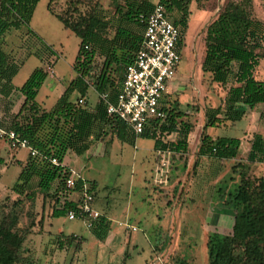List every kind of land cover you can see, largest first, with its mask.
I'll list each match as a JSON object with an SVG mask.
<instances>
[{"label": "rangeland", "instance_id": "rangeland-1", "mask_svg": "<svg viewBox=\"0 0 264 264\" xmlns=\"http://www.w3.org/2000/svg\"><path fill=\"white\" fill-rule=\"evenodd\" d=\"M69 1H76L74 12ZM227 1L192 0L188 5V26L175 70V89L172 88L170 94V99H175L176 110L185 113L177 122L188 123L193 128L187 136V150L183 155L164 156L167 164L162 167L159 159L156 160L152 139L138 135L132 141H119L107 130V135L92 142L82 155L67 153L64 156V163L88 186L89 182L94 183L93 207L109 220V230L103 240H97L81 221L67 220L60 211L54 210L50 196L54 182L47 195L36 186V178L30 180L21 194L15 193L12 185L27 152L22 148H8L5 141L0 140V218L15 216L16 230L24 235L23 245L33 264H208L207 239L211 235L230 233L228 222L219 227H212L208 222L207 206L220 207L217 188L231 190L240 169L250 179L257 178L258 167L263 169L259 162L250 163L245 159L239 160L242 168L235 167L234 171L231 166L237 161L220 164L214 158L195 159L202 131L198 126L200 121L202 124L201 111L206 106L221 105V97L229 86L211 82L199 66L205 26ZM47 2L38 0L36 3L27 27L32 32L26 34V27H21L7 31L0 39V47L18 66L11 79L14 88L19 87L35 67L47 70L34 99L44 109L54 103L74 76L71 65L78 44V38L47 10ZM116 2L125 9L123 0ZM166 2L163 0V5L170 13L171 7ZM49 10L66 15L69 20L99 11L109 21L108 37L120 24L113 0H50ZM251 16L264 23V0H251ZM45 46L52 51V64ZM101 63L102 57L96 55L92 77L86 78L88 87L83 105L88 109L97 101L94 79ZM253 75L257 79L264 78V59L258 62ZM76 97L72 94L71 100ZM20 101L17 91L8 98L0 97V115L8 119L10 111L15 112ZM258 106L244 113L240 120L207 127L204 133L211 137L244 138L247 127L254 132L264 123V117H259L262 106ZM175 136L174 132L165 134L170 140ZM194 161L196 165L192 168ZM216 174L222 176L217 177L215 183ZM69 235L71 242L67 244L65 236ZM108 235L110 240L105 241ZM240 252V247L236 246L234 253Z\"/></svg>", "mask_w": 264, "mask_h": 264}, {"label": "trees", "instance_id": "trees-1", "mask_svg": "<svg viewBox=\"0 0 264 264\" xmlns=\"http://www.w3.org/2000/svg\"><path fill=\"white\" fill-rule=\"evenodd\" d=\"M49 1L47 10L64 29L78 38L71 65L74 76L48 109L40 108L34 99L47 72L43 67H35L23 83L14 88L11 79L18 71L17 63L0 47V97L8 98L12 92L17 91L21 98L15 112L10 111L8 119L1 115L0 126L25 139L37 152L36 156H26L12 190L19 195L30 180L36 178V186L47 195L51 183L54 182L50 193L51 204L54 206L60 198H65L68 204V191L64 190L63 182L69 172L64 165H52L49 158H55L62 163L67 153L80 156L92 142L102 140L107 135V130L119 141L134 139L123 122L116 117L106 116L103 102H97L92 109H88L85 105L77 104L76 99H85L88 87L86 78L92 77L93 60L98 55L102 57V63L94 79L95 92L106 90L108 100L114 102L122 68L133 60L140 45L143 24L138 21V15H146L154 4L148 0H123L125 9L122 10L116 0H113L120 24L108 37L106 30L109 21L99 11L69 20L66 15L63 17L52 13L49 10ZM190 1L192 0L166 2L171 7L172 24L179 30L178 42L181 48ZM37 2L38 0H0V39L7 31L21 27H26V34L30 33L27 27ZM158 2L163 4V0ZM75 4L76 1H69L68 4L73 12ZM84 46L87 48L84 49ZM44 49L50 54L48 59L52 64V51L46 46ZM262 59L264 23L252 18L251 0H228L217 16L205 26L203 55L199 66L200 71L207 74L211 82L229 86L221 105L202 109L201 130L240 120L245 108L251 109L257 104L262 105L259 117L264 116V78L257 79L253 75ZM72 94L77 96L76 99L71 100ZM175 105V99H170V94L164 95L161 100V107L166 113L164 119L149 121L139 135L152 139L155 152L168 153L172 158L186 152L187 136L193 130L190 124L177 122L185 113L176 110ZM172 132L176 135L175 139L165 137V134ZM238 145L237 138H211L201 131L196 156L219 161L231 160L236 156ZM158 159L159 155L156 160ZM246 161L264 162V140L257 134H253L251 138ZM195 165L196 161L192 168ZM235 167L242 168V165L237 161L231 166L232 171ZM79 186L80 181H77L76 188ZM89 190L93 192L94 201L93 182H89ZM216 193L220 198L219 206L233 211L232 224L229 234L211 235L207 239L208 264H264V178L250 179L240 169L236 185L227 191L218 187ZM69 207L68 204L65 208ZM64 211L60 212L64 215ZM15 225L14 215L0 218V264H33L23 245L24 235L16 230ZM108 230L109 220L104 213L99 212L90 233L101 241ZM70 237L65 236L67 244L71 242ZM59 245L61 248L62 245ZM236 246L240 247L239 254L234 253Z\"/></svg>", "mask_w": 264, "mask_h": 264}, {"label": "built area", "instance_id": "built-area-1", "mask_svg": "<svg viewBox=\"0 0 264 264\" xmlns=\"http://www.w3.org/2000/svg\"><path fill=\"white\" fill-rule=\"evenodd\" d=\"M138 21L143 24L140 45L133 60L122 68L114 102L108 100L106 90L96 93V103L105 104L106 116L118 118L134 137L141 134L144 125L149 121L164 119L166 113L161 107V100L167 94V88L175 76L181 58L179 30L172 24L170 13L163 4L156 2L146 15H138ZM76 103L83 105L84 98H77ZM0 140L5 141L8 148H22L29 156L37 155L25 139L2 126ZM157 155L160 165L165 166L167 160L164 156L168 153ZM48 161L55 166L63 165L55 158H49ZM68 172L63 188L68 191L66 200L70 207L65 208L68 204L65 198H60L54 203V208L57 211L65 210L67 220H79L90 229L99 215L93 207V192L73 169L68 168ZM77 181H80L79 188H76Z\"/></svg>", "mask_w": 264, "mask_h": 264}, {"label": "crops", "instance_id": "crops-1", "mask_svg": "<svg viewBox=\"0 0 264 264\" xmlns=\"http://www.w3.org/2000/svg\"><path fill=\"white\" fill-rule=\"evenodd\" d=\"M149 1V0H148ZM159 0H157L156 2H158ZM150 2V1H149ZM156 2H154V3H152V2H150V3H152V4H155ZM187 26H188V22H187ZM32 32V31H31ZM46 72H47V70H46ZM73 78V77H72ZM71 78V79H72ZM175 81V76H174V78H173V80L171 81V83L169 84V86H168V88H167V94H171V89L172 88H174L173 86V84L175 83L174 82ZM175 89V88H174ZM62 92V91H61ZM60 92V93H61ZM59 93V94H60ZM225 94V93H224ZM224 94L222 95V97H221V100L223 99V96H224ZM20 100H21V98H20ZM257 105H259L258 106V108L259 107H261L262 105L261 104H257ZM256 105V106H257ZM256 106H254L253 108H251V109H247V108H245L244 110H245V114H246V112L249 110H254V108H256ZM209 107H211V106H209ZM262 108V107H261ZM264 117V116H263ZM263 121H264V119H263ZM223 124H226L225 122L223 123ZM198 126H200V128H201V121H200V123L198 124ZM203 132L205 131V129L204 130H202ZM253 134H257V135H259L263 140H264V123H262L260 126H259V129H257L256 131H251L250 129H249V127H247V129H246V135L244 136V138H237L238 140H239V145H238V148H237V151H236V156H235V158L234 159H231V160H227V161H225V162H233V161H238L239 162V160H241V161H244V159L246 160V155H247V153H248V151H249V147H250V141H251V138H252V136H253ZM190 134H188V136H189ZM211 137V136H210ZM216 137H218V136H216ZM211 138H214V137H211ZM89 149V148H88ZM87 151V150H86ZM85 151V152H86ZM84 152V153H85ZM240 152V153H239ZM241 154V155H240ZM197 158V156H195V159ZM200 159V158H199ZM202 159V158H201ZM187 161V160H186ZM65 158H63V160H62V164L64 165V166H66L67 168H70V166H68V165H66L65 163ZM225 162H223V163H225ZM200 163H201V161H200ZM219 163L220 164H222V161H219ZM259 165H261L262 167H263V169L261 168V167H258V169H256L257 171H258V175H257V178H259V177H261V178H264V162H259ZM72 169V168H71ZM263 171H262V170ZM187 170V162H186V166H185V168H184V171H186ZM213 173H214V171H213ZM252 174H253V172H252ZM215 175V174H214ZM222 176V174L221 175H218L217 176V174H216V176H215V179H214V182L216 183L217 182V177L218 178H220ZM214 183V184H215ZM101 213H103V212H101ZM206 214H208V216H209V220H208V222L210 223V225L212 226V227H216V226H220V225H224V223H229V228H231V224H232V214H233V211L232 210H230V209H226V208H221V207H214L213 205H208L207 206V208H206ZM106 216V215H105ZM107 217V216H106ZM108 218V217H107ZM113 237H114V235H113ZM107 238L109 239L110 238V235H108L107 237H106V239H105V241L107 240ZM115 239V238H114ZM110 240V239H109Z\"/></svg>", "mask_w": 264, "mask_h": 264}]
</instances>
